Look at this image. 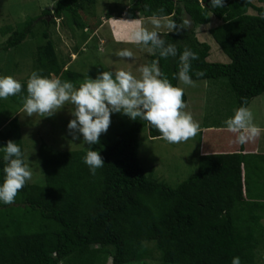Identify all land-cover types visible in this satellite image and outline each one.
<instances>
[{"label": "trees", "instance_id": "obj_1", "mask_svg": "<svg viewBox=\"0 0 264 264\" xmlns=\"http://www.w3.org/2000/svg\"><path fill=\"white\" fill-rule=\"evenodd\" d=\"M96 5L97 0H56L36 16L27 4V12L15 13V25L0 29L6 37L0 52L23 43L32 48L37 39L33 71L75 85L82 73L68 64L79 47L62 40L55 25L76 40L114 12L131 20L156 15L178 26L158 32L175 44L177 56L163 58L153 49L150 57L173 86L179 87V55L188 48L198 56L191 61V78L225 80L236 108L264 94V0H224L218 8L209 7L208 0H126L121 9H106L99 17ZM212 17L221 23L208 32L228 63L210 61L211 45L198 38L199 27ZM197 71L204 75L195 76ZM29 75L20 81V94L0 100V115H7L0 120V146L12 140L23 154L16 114ZM182 100L186 105L185 92ZM110 121L91 146L104 161L95 175L83 160L88 145L63 151L41 142L43 182L27 181L12 204H0V264H231L233 257L241 264H264L263 153L248 152L247 142L229 153H204L195 173L169 182L140 159V133L146 130L153 140L162 139L160 133L147 121L119 113ZM3 166L0 159V177Z\"/></svg>", "mask_w": 264, "mask_h": 264}, {"label": "rangeland", "instance_id": "obj_2", "mask_svg": "<svg viewBox=\"0 0 264 264\" xmlns=\"http://www.w3.org/2000/svg\"><path fill=\"white\" fill-rule=\"evenodd\" d=\"M56 0H0V29L5 24L15 25L18 21L17 15L21 10H29L34 15L41 14L43 7H52ZM255 1V0H253ZM126 0H97L95 6L96 15L99 17L106 9H121ZM28 4V8L26 5ZM253 12V11H252ZM25 13H22L21 18ZM33 15V16H34ZM42 18L44 16H41ZM40 17V18H41ZM38 18V19H40ZM165 19L170 20L168 17ZM171 21V20H170ZM138 22V23H137ZM59 23V22H58ZM219 24L215 17L211 22L199 27L198 38L211 45L210 61L228 63L230 59L219 48L212 35L208 32ZM56 33L70 47L78 46L79 52L68 65L79 73L82 77L76 81L74 87H78L88 77L94 78L102 71L125 70L138 77L139 67L151 65L150 57L153 51L143 44H136L131 41V33L138 27H145L149 31L156 30L164 33L168 29L162 26L154 29L150 18L145 20L142 17L136 19L117 18L116 12L111 19L101 18L97 30L90 32H80L76 40L70 35H64L58 25H55ZM79 33V32H78ZM86 36L88 42L83 41ZM6 37H0V42ZM32 48L26 49L23 43L19 49L1 51V71L0 75L12 76L18 81L26 79V76L33 71L36 58L34 53L39 45V40L33 39ZM82 42V44H81ZM73 44V45H72ZM127 49L132 53L129 58L120 57L117 53ZM19 56V58H18ZM37 64V63H36ZM52 78H55L52 75ZM225 80H197L194 86H184L179 81V87L184 89L188 101L185 111L191 113L194 121L199 124V130L194 137L176 144L168 143L163 139H151L146 130L140 133L141 141L140 159L143 165L150 169L152 165L157 168V173L164 175L163 180L169 182H180L193 173L198 168L199 156L204 153L232 152L235 148H240L241 144L235 143V137L226 130L224 121L233 115L236 109V97L227 86ZM13 107V105H11ZM71 105L66 104L61 110L51 117H43L33 114L26 116L22 109L16 114L21 123V135L24 147V156L29 159L32 169L31 183H41L44 180L42 164L39 155V146L45 142L55 149L70 151L83 149L86 144L80 140H73L66 128L68 121L72 118L69 111ZM248 108L253 113V122L261 128L258 137L247 142V151H255L264 154V94L255 97ZM9 115V112H8ZM7 115H0V120H4ZM144 159V160H143ZM153 264V262H150Z\"/></svg>", "mask_w": 264, "mask_h": 264}, {"label": "clouds", "instance_id": "obj_3", "mask_svg": "<svg viewBox=\"0 0 264 264\" xmlns=\"http://www.w3.org/2000/svg\"><path fill=\"white\" fill-rule=\"evenodd\" d=\"M223 5L224 0H208L211 8ZM162 20L163 27L169 31L178 29L174 22L163 17L153 15L150 18L154 29L162 26ZM218 22L221 23L219 19ZM184 23L187 24V21ZM130 39L148 47L149 51L159 50L160 57L177 56L175 44L167 43L156 30L138 27L131 33ZM117 55L129 58L132 53L124 49ZM196 59L197 54L188 48L179 55L181 67L177 78L184 86L195 84L190 71L191 61ZM138 72L139 76L136 77L125 70L102 71L74 87L70 81L45 77L39 71H32L26 80V95L20 96L22 111L29 117L33 114L51 117L66 104H70L72 107L69 113L72 118L66 128L73 140L80 139L89 146L83 160L92 175L103 167L104 161L98 151L91 150V146L98 144L101 134L107 131L111 114L119 113L131 120L147 121L163 140L171 144L194 137L199 124L194 121L191 113L184 110V89L173 86L155 62L139 67ZM194 75L201 77L204 73L197 71ZM21 88V82L17 79L0 75V100L20 94ZM245 104L242 101L233 115L223 122L226 130L235 134V143L241 145L261 133V128L253 122V113ZM0 153V159L4 162L3 175L0 177V204L10 205L18 190L32 178V169L18 143L8 140L5 146H0ZM231 264H241L240 258L233 257Z\"/></svg>", "mask_w": 264, "mask_h": 264}, {"label": "crops", "instance_id": "obj_4", "mask_svg": "<svg viewBox=\"0 0 264 264\" xmlns=\"http://www.w3.org/2000/svg\"><path fill=\"white\" fill-rule=\"evenodd\" d=\"M256 149H257V150H254V152H252V151H251V152L254 153V154H256L257 152H255V151H259V150H258L259 148H256ZM234 150H235V149H234ZM249 151H250V150H249ZM224 153H229V152H224ZM249 166H252V164H250Z\"/></svg>", "mask_w": 264, "mask_h": 264}]
</instances>
